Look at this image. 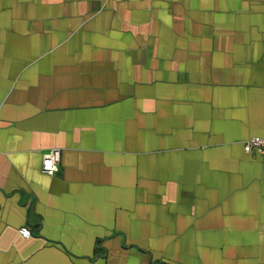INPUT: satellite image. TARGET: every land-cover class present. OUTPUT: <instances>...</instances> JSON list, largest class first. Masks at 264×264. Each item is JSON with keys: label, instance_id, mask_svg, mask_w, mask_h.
<instances>
[{"label": "crops", "instance_id": "obj_1", "mask_svg": "<svg viewBox=\"0 0 264 264\" xmlns=\"http://www.w3.org/2000/svg\"><path fill=\"white\" fill-rule=\"evenodd\" d=\"M251 136L264 0H0V264H264Z\"/></svg>", "mask_w": 264, "mask_h": 264}, {"label": "built area", "instance_id": "obj_2", "mask_svg": "<svg viewBox=\"0 0 264 264\" xmlns=\"http://www.w3.org/2000/svg\"><path fill=\"white\" fill-rule=\"evenodd\" d=\"M243 150L245 153L257 154L264 156V137L251 136L243 142ZM60 153L56 148H52L42 155L40 163V171L48 176H53L58 171ZM22 237H29L30 231L26 226L19 228Z\"/></svg>", "mask_w": 264, "mask_h": 264}]
</instances>
